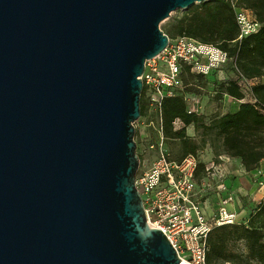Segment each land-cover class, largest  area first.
<instances>
[{
	"label": "water",
	"instance_id": "95a60500",
	"mask_svg": "<svg viewBox=\"0 0 264 264\" xmlns=\"http://www.w3.org/2000/svg\"><path fill=\"white\" fill-rule=\"evenodd\" d=\"M210 0H0V264H180L134 181L160 24Z\"/></svg>",
	"mask_w": 264,
	"mask_h": 264
},
{
	"label": "built area",
	"instance_id": "2783aa9c",
	"mask_svg": "<svg viewBox=\"0 0 264 264\" xmlns=\"http://www.w3.org/2000/svg\"><path fill=\"white\" fill-rule=\"evenodd\" d=\"M228 2L238 27V35L233 43L259 32L262 24L249 11L238 6L237 0ZM227 70L228 74L225 73ZM191 75L200 77L198 80L202 85L210 87L208 94L213 98L219 94L220 98H232L221 92L220 88L223 83L232 81L245 94L246 100L254 83L238 71L236 58L230 57L226 51L184 36L168 37L166 48L145 62L140 77L147 115L140 117L134 127H153L158 140L151 141L148 146L155 152L150 164L145 166L139 162L134 186L141 198L148 227L162 232L177 253L180 264H206L207 239L211 230L242 222L237 220L236 211L227 207L237 202V194L222 184L216 186L215 192L212 190L215 177L221 176L222 157L220 163L202 162L199 153L175 159L164 144L167 139L161 124V103L164 98L180 96L188 114L202 115L200 94L187 91L192 86L188 82ZM204 86L198 87V90L204 91ZM173 125L175 129L182 127L179 120ZM200 163L206 165V173L198 180L196 175ZM212 193L219 196L221 205L214 216H208L205 203ZM240 199L247 197L241 195Z\"/></svg>",
	"mask_w": 264,
	"mask_h": 264
},
{
	"label": "trees",
	"instance_id": "16d2710c",
	"mask_svg": "<svg viewBox=\"0 0 264 264\" xmlns=\"http://www.w3.org/2000/svg\"><path fill=\"white\" fill-rule=\"evenodd\" d=\"M237 4L262 24L259 32L241 41L233 43L238 27L228 0H210L193 5L173 28L167 26L163 33L170 39L184 36L213 45L235 57L238 71L254 81L248 98L245 100V94L235 82L223 83L221 92L239 101L238 110L209 118L188 114L180 96L164 98L161 124L165 137L172 140H183L186 128L194 126L200 141L184 144L182 157L208 148L215 163H220L221 157L236 158L246 172H251L264 167V0H237ZM190 77L200 80V77ZM187 91L193 92L190 88ZM140 115H147L142 94ZM176 120L182 124L179 129L174 128ZM205 169L206 165L200 163L196 175L198 180L205 176ZM263 233L264 197L245 223L222 225L211 230L207 239L206 264H264V243L260 240ZM230 241L243 242L246 252L234 254L228 248Z\"/></svg>",
	"mask_w": 264,
	"mask_h": 264
},
{
	"label": "rangeland",
	"instance_id": "374dc122",
	"mask_svg": "<svg viewBox=\"0 0 264 264\" xmlns=\"http://www.w3.org/2000/svg\"><path fill=\"white\" fill-rule=\"evenodd\" d=\"M188 9L186 10H176L171 13L170 17L166 20H164L160 24V29L163 31L165 27L170 26L173 28L175 26L177 20H179L182 16H184L187 13ZM172 37V36H170ZM226 74L229 73V70L225 72ZM222 75L223 72H222ZM189 80L192 84L190 86V90L193 91L194 93L200 94L201 99H200V107H201V112L202 115L209 118L213 115H222L226 113H233L235 108L238 106L239 101L238 100H233L232 98H219V97H211L208 94V90H210V87L202 85L203 83L199 80H195L194 78L189 77ZM193 80V81H192ZM196 86V87H195ZM206 87L204 91H199L198 87ZM203 89V88H202ZM190 92V91H189ZM137 132V135L134 136V141L136 144V154L138 156L139 162L145 166H148L150 162L154 159L155 157V152L154 150H150L148 148L149 144L153 140H158L157 139V134L154 130L153 127H148V128H136L135 133ZM192 134L191 138H188V134ZM167 138V137H166ZM200 141V136H198L195 133L194 126L191 125L186 128V136L183 140H172L170 138L165 139L164 144L167 146V148L172 152L173 156L175 159H179L182 157V146L184 144L188 143H193V142H199ZM212 154L211 150L203 149L202 151L199 152V157L202 160V162H214L213 157H210ZM226 157H222V159H225ZM226 160V159H225ZM222 167L220 170V175L222 174H228V176H233L236 175V166L234 163L227 162L225 161L222 162ZM226 165V166H224ZM217 179V177H215ZM216 198V199H215ZM209 202L210 204V209L208 211V216H214L219 209L218 207L221 205L220 203V198L219 196L212 194L208 195V200L207 203ZM204 200V199H203ZM206 206V205H205ZM206 209V207H205ZM261 242L264 243V233L262 234L260 238ZM228 248L234 253L237 254V252H242L245 253L246 249L244 246L243 242H237V241H230L228 244Z\"/></svg>",
	"mask_w": 264,
	"mask_h": 264
},
{
	"label": "crops",
	"instance_id": "0c3cea01",
	"mask_svg": "<svg viewBox=\"0 0 264 264\" xmlns=\"http://www.w3.org/2000/svg\"><path fill=\"white\" fill-rule=\"evenodd\" d=\"M238 107L239 104L235 108L233 113L238 110ZM210 157H213V155L211 154ZM225 159H222L224 163L225 161L234 163V165L236 166L237 174L233 176H228V174H224V173L222 174V176L217 175L216 182L214 181L212 185V190L215 192L216 186H220L222 184L227 189H230L232 193L234 192V194H237V202H235L234 205L227 207L229 210L236 211L237 220L239 222L245 223L248 220L251 212L256 208V206L261 202V200L264 197V167L261 166L260 169L251 172H246L243 166L241 165L239 159L236 158L235 159L225 158ZM241 195H246L247 199L241 200L240 199ZM210 200L211 199H209L208 203L207 201L205 203L206 205L205 212L207 215L211 205L209 202H212Z\"/></svg>",
	"mask_w": 264,
	"mask_h": 264
},
{
	"label": "bare ground",
	"instance_id": "6f19581e",
	"mask_svg": "<svg viewBox=\"0 0 264 264\" xmlns=\"http://www.w3.org/2000/svg\"><path fill=\"white\" fill-rule=\"evenodd\" d=\"M191 137H192V134L189 133V134H188V138H191Z\"/></svg>",
	"mask_w": 264,
	"mask_h": 264
}]
</instances>
